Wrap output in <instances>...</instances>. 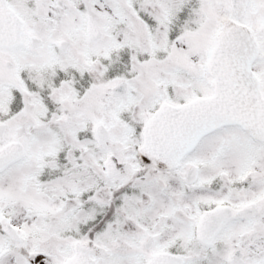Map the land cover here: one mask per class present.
Segmentation results:
<instances>
[{"label": "flooded vegetation", "instance_id": "1", "mask_svg": "<svg viewBox=\"0 0 264 264\" xmlns=\"http://www.w3.org/2000/svg\"><path fill=\"white\" fill-rule=\"evenodd\" d=\"M4 1L17 13L22 24L20 40L17 44L0 45L3 56H9V58L0 56V62L14 72V80L5 85L6 100L3 102L4 108L0 110V123H6L4 136L9 130L7 118L12 116L17 105L19 108L26 103L39 104L34 108L38 117L35 119L43 127L47 126L49 130L58 131L59 125L51 123L44 125L42 122L47 119L72 123L71 115L74 114H61L57 107L59 83L66 74L69 75L68 78L72 79L70 84H67L70 96L76 98L84 96L90 86L87 81L88 69H90L88 65H91L88 63L89 56L86 51L82 53L80 50H74L72 56L76 58L78 64L76 65L75 61L71 63L79 67V71L72 69L65 74L56 72L54 73L56 81L49 80L43 84H36L37 76L30 78L28 75H23L22 80H19L16 76L17 70L25 67L27 74L37 73L43 69L41 66L44 62L32 64V60L26 59L23 65L18 66L10 57L14 56V52L24 56L44 52L45 28L43 25H38L39 19L35 16L23 17L17 11V7L28 9L29 14L42 8L13 5L12 0ZM36 2L39 6L52 5V0H36ZM71 2L75 5L74 0H70ZM249 2L251 4L254 1L248 0L247 9ZM230 10L231 16L226 17L234 19L233 11ZM241 18L237 21L240 22ZM255 19L249 18L243 24L250 29L256 41L257 54L251 67L258 79L260 93L264 96V34L259 32L260 23L264 20V11ZM214 41L215 34L212 42ZM200 67L203 71L198 75L204 76L206 68ZM170 79L172 78L167 82ZM112 85L101 94V98H107L102 106L108 110L110 102L118 100L115 114L119 117V122L116 123V130L121 129L125 132L126 144L109 143L110 129L104 123L105 120L99 119L95 125L102 124L108 134L106 145H95L96 152L100 153L98 159L94 162L87 161L84 165V158L70 157L74 160L79 175L61 195L73 199L74 207L63 215L71 217V223L69 222L67 226L60 228V223L56 226L47 225L50 221V207L35 208L22 199L18 201L8 196L0 197V218L5 216L12 224L15 233L14 235L6 233L0 225V264H62L64 259L72 254L73 244L77 241H90L98 247L97 250L89 253V257L97 264H105L108 261L109 264H220L221 262L230 264V256L234 251L240 253L239 264H247L250 258L247 253L248 247L253 244L252 239L262 230L254 229L253 226L262 224L264 217V140L256 139L246 129L232 132L228 129L229 126H222L202 135L190 150L179 155L175 160L170 158L167 161H158L155 153L147 154L142 148L143 130L148 120L161 105L183 104L198 95H189L188 84H175V86L163 84V96L159 97L154 95L156 86L148 85L152 89L148 87L144 89L140 84L133 86L126 84L124 89L121 88L120 93L115 95L111 89ZM48 98L54 101V107H46V109L45 105H50L46 102ZM139 98H144L146 102L152 104L140 116L132 109V105H136ZM43 109L45 111L41 113ZM50 114H54L53 117ZM57 114L60 116L59 119L55 116ZM29 125L18 136L22 137L28 131L33 132L34 129ZM84 125L73 132L78 131L81 135L91 129V136H95V125L89 126L87 121ZM117 135L120 138V135ZM5 141L10 140L5 137ZM83 146L88 148L90 145ZM249 146L256 151L247 155L240 167L238 166L233 172L229 166L218 160L221 149L236 147L250 149ZM62 149L63 147L59 151L62 152ZM63 160L64 157L60 161L53 160L56 162L54 164H51L53 161L50 162L51 165L48 164L45 168L59 166ZM230 172L236 173V176L232 175L228 180L224 179ZM253 179L259 181V184H256L258 188L249 191L248 182ZM81 181L83 184L81 183L82 189L79 191ZM237 187L242 189L238 192ZM247 194H250V198ZM53 196L59 197L60 194ZM251 203L254 205H249ZM218 206L226 207L225 212H229V215L219 219V224L214 230L212 227H207L208 232L213 231L211 237L200 235V222L203 216L207 211ZM29 216L37 219L31 220L32 224L28 225ZM254 216H260L261 219L255 221ZM37 224L42 226L35 227ZM238 229L242 241H237ZM50 230L54 232L50 233L49 238H58L61 232H63L61 235L69 232L75 235L69 246H66L68 251L60 258L45 252L39 239L40 235ZM246 232L249 239L244 237L245 235L242 236V233L246 234ZM223 247L231 250L223 254Z\"/></svg>", "mask_w": 264, "mask_h": 264}, {"label": "rangeland", "instance_id": "2", "mask_svg": "<svg viewBox=\"0 0 264 264\" xmlns=\"http://www.w3.org/2000/svg\"><path fill=\"white\" fill-rule=\"evenodd\" d=\"M74 1L78 2V5L73 6L70 0H52V5L47 4L46 6H39L36 0H27L26 2L25 0H12L13 5L34 9L42 8L35 13L30 12V14L27 12L28 9L22 7H17V10L23 17L35 16L39 19L38 25H43L45 28L44 52L40 51L25 56L14 52V56L10 57L18 66L23 65L26 59L32 60V64H37L40 61L45 63L41 66L43 70L37 73L29 72L27 74L25 67H22L16 75L19 80H22L23 75H28L30 78L37 76L36 84H43L49 80H55V72L62 74L63 71L67 72L72 69L79 71V67L76 66L78 64L75 61L76 58L72 56L74 50H80L83 53L86 49H90L96 55L100 51H105L107 54L105 52L103 54L107 62L103 65L102 59L98 58L94 60V63L88 65L90 69H88L87 81L90 86L87 93L79 98L70 96L67 84H70L72 79L68 78L69 75L66 74L61 79L57 107L61 114L73 113L74 115H71L73 121L67 123L64 120L46 119L42 122L44 125L48 123L59 125L58 131L49 130L47 126L43 127L35 119L38 117H36L34 108L39 104L26 103L19 108L18 105L14 108L12 116L6 120L9 130L5 137L9 140L17 138L29 124L34 131H28L21 137L25 148L24 155L0 173V195L2 197L6 195L15 200L22 199L28 201L35 208L50 207V221L47 225L56 226L60 223V228L71 223L66 220L65 222L63 215L74 207L72 198L61 197V195L69 189L74 179L79 175L78 168L74 166V160L70 157L84 158L85 165L87 161L94 162L100 156V153L98 154L95 150L96 142L94 137H91V129L81 135H74L73 131L85 126V121L89 126H93L99 119H102L105 120L104 123L111 132L108 142L126 144L125 132L121 129L116 130V123L119 122V117L115 114L118 100L110 102L108 110L102 106V103L107 101L106 97L101 98L105 89L124 79L131 86L140 84L144 89L147 87L152 89L151 86H156L157 93L154 94L156 97L163 96V84H174V86L175 84H188L189 95L205 94L209 90L211 91V88L209 89L207 86L210 76L205 73L203 77L198 73L203 71L200 66L204 67L209 50L207 48L211 47L213 43L211 36L218 27L219 21L226 16H231L229 0H198L197 4H192L190 0ZM251 1L254 2L252 4L249 2L248 9L246 8L241 18L243 22L249 18L256 20L255 18H259L264 11V0ZM87 13L93 15L97 25L104 32L103 38L96 43H89L84 34ZM26 21H28L27 17ZM62 38L71 43L70 49L66 53L53 49L56 48L58 40ZM51 46L53 48H48ZM112 50H114L113 55ZM0 56H3L2 52H0ZM3 57L9 58L8 55ZM72 61H75L76 65L70 69L67 65ZM105 69H109L106 76L102 74ZM13 73V70L8 69L3 62H0V110L4 108L3 102L6 100L5 85L14 80ZM169 78L172 79L167 82ZM173 97L175 98L174 95ZM138 101L136 105H132V109L140 116L152 104L146 102L147 100L144 98H139ZM46 102L50 105L46 104L45 108L54 107V101L51 98L46 99ZM79 110L80 112H78ZM44 111L45 109L41 113ZM50 115L53 117L54 114ZM57 115L55 116L59 119L60 116ZM228 129H231L232 132L242 131L238 125H231ZM117 134L120 135V138ZM85 144L90 146L85 148L83 146ZM62 147L61 152L59 150ZM255 151L252 147L250 149L242 147L221 149L218 160L229 166L233 172L238 166L240 167L247 155ZM44 155H49L58 161L64 157V160L59 166L35 169L36 166L42 167L41 164L53 161L50 158L42 159ZM55 162L53 161L51 164ZM232 172L224 179L228 180L232 175L236 176V173ZM36 174L38 175L36 176ZM81 183L83 184V182L81 181L79 184V191L82 189ZM256 184H259L256 179L249 181L248 190L252 191L251 189H253L254 191L258 188ZM237 189L239 192L242 187H237ZM54 194H60V196H53ZM247 195L250 198V194ZM32 217L28 218V225L32 224L31 220L37 219ZM253 218L255 221L261 219L260 216ZM38 226L42 225L37 224L35 227ZM253 227L262 230L259 231L256 238L252 239L253 244L248 247L247 253L250 258L247 264H264V217L262 224ZM53 232L50 230L43 235L39 234V239L42 241L45 252H50L51 256L60 258L64 252L68 251L66 246H69L75 235H71L70 232L61 235L63 233L61 232L58 238H49L50 233ZM247 234L248 232L242 233V236L245 235L244 237L249 239ZM237 241H242L239 229ZM230 250L231 248L223 247V254ZM105 264H109V261Z\"/></svg>", "mask_w": 264, "mask_h": 264}, {"label": "water", "instance_id": "3", "mask_svg": "<svg viewBox=\"0 0 264 264\" xmlns=\"http://www.w3.org/2000/svg\"><path fill=\"white\" fill-rule=\"evenodd\" d=\"M246 1L230 0L236 17L242 14ZM3 9L7 11V14L9 13V18L6 14L1 16L0 43L9 44L19 33L21 27L15 15L10 10ZM87 20L89 37L91 39L99 38L101 32L96 27L92 16L87 15ZM263 27L264 23L260 27V30L264 32ZM59 45L63 50L66 49V42L61 41ZM253 51H256V48L250 32L241 24L224 20L207 63L208 71L213 77V95L191 101L183 106H168L157 112L158 117L164 114L168 121L175 119L178 121L169 124L162 137V142H158L155 151H152L149 141L148 129L150 125L147 126V131L144 132L143 149L145 152L152 151L156 154L158 161H165V157L161 154L169 155L175 152L164 153L172 151L167 149L170 146H181L177 148L178 152L175 154L183 153L192 144L195 136L226 123L238 122L255 131L256 134L262 135L261 133H264V100H261L257 95L256 84H248L251 80L250 75H252L250 62L254 57ZM121 84H126V82L117 83L114 90L119 89ZM4 127V124H0V141H3ZM197 130L199 131L195 134ZM95 132L98 141L104 145L106 130L102 126H98L95 128ZM188 134L191 140L185 145ZM162 143L167 148L159 146ZM22 150L19 139L6 144L0 149V167L20 156ZM73 248V255L62 264H95V261L88 257L89 251L98 249L92 242L77 241ZM238 256V252L232 254V264L240 263Z\"/></svg>", "mask_w": 264, "mask_h": 264}]
</instances>
